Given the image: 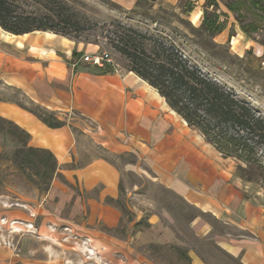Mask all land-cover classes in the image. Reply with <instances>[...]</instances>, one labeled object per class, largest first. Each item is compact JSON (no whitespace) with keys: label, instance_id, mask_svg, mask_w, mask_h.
Returning a JSON list of instances; mask_svg holds the SVG:
<instances>
[{"label":"crops","instance_id":"obj_1","mask_svg":"<svg viewBox=\"0 0 264 264\" xmlns=\"http://www.w3.org/2000/svg\"><path fill=\"white\" fill-rule=\"evenodd\" d=\"M0 31V84L64 122L49 128L14 103H0V116L25 130L29 145L50 151L59 165L46 195L47 201L58 196L53 211L0 204V218L35 227L34 234L0 232V264H95L50 226L89 237L110 264H158L130 244L142 233L119 239L96 226H118L120 212L106 199H117L120 171L106 157L89 158L86 142L110 157L134 156L139 162L127 163L126 171L147 162L153 180L198 213L190 220L197 238L214 241L239 264H264V188L238 177L233 160L189 128L155 89L122 68L105 73L83 62L84 55L96 53L90 45L55 34L48 39L43 32ZM73 52L82 55L72 59ZM59 177L82 194L98 193L78 196L70 213L61 216L70 199ZM188 256L191 264H203Z\"/></svg>","mask_w":264,"mask_h":264},{"label":"rangeland","instance_id":"obj_2","mask_svg":"<svg viewBox=\"0 0 264 264\" xmlns=\"http://www.w3.org/2000/svg\"><path fill=\"white\" fill-rule=\"evenodd\" d=\"M137 1L8 0L18 14L53 15V26L57 30H65L63 21L70 22V40L90 45L97 54H108L119 69L129 67L127 59L116 51L119 36L127 33L126 29L160 39L175 46L204 74L245 100L264 118V13L260 9L250 0H160L152 8L146 6L149 15L143 17L129 12ZM261 4L264 7V0ZM60 19L62 21L58 22ZM252 24L257 30H252ZM44 35L54 39L53 33L44 32ZM0 100L35 110V105L20 93L1 84ZM17 145L15 139L0 131V204L26 203L35 209L42 205L53 211L58 196L46 200L52 181L49 190L40 193L10 162ZM85 150L89 158L106 157L120 171L119 194L115 199L118 202L110 205L106 201L120 212L118 226L109 230L99 223L96 224L98 229L119 239L142 233L140 241L143 243L131 241L130 244L139 246V252L158 264H191L188 254L196 255L203 264H239L224 254L214 241L194 235L190 220L198 213L156 183L147 162L126 171L127 163H137L134 156L110 157L87 142ZM255 151L264 166V147L259 146ZM252 176L253 182L249 183L264 188V169L255 170ZM58 180L66 185L70 199L61 216L70 213L78 196L86 198L98 193L96 190L91 195L82 194L64 179L59 177ZM90 261L110 264L102 259Z\"/></svg>","mask_w":264,"mask_h":264},{"label":"trees","instance_id":"obj_3","mask_svg":"<svg viewBox=\"0 0 264 264\" xmlns=\"http://www.w3.org/2000/svg\"><path fill=\"white\" fill-rule=\"evenodd\" d=\"M159 1L138 0L129 12L148 17L146 6L152 8ZM250 2L264 13L261 0ZM53 17L48 14L43 17L18 14L8 0H0V29L10 35L50 32L70 39V22L63 21L65 30H57L53 26ZM252 25V30H257L256 25ZM126 32L120 34L116 44V51L129 63L126 70L155 89L168 107L189 128L198 131L222 158L233 159L238 177L246 182H253L252 175H255V170L264 169L261 157L255 151L259 146L264 147V118L245 100L204 74L175 46L160 39H151L131 28L126 29ZM81 55L73 52L72 59ZM94 67L101 72H112L107 66ZM4 102L7 101L0 100V103ZM15 105L34 115L49 128L55 129L64 125L53 113L38 106L32 110L26 106ZM0 131L10 135L18 143L10 156V162L19 174L33 183L40 193L47 192L59 168L54 155L48 150L30 146V135L1 116ZM106 201L110 205L118 202L113 199Z\"/></svg>","mask_w":264,"mask_h":264},{"label":"built area","instance_id":"obj_4","mask_svg":"<svg viewBox=\"0 0 264 264\" xmlns=\"http://www.w3.org/2000/svg\"><path fill=\"white\" fill-rule=\"evenodd\" d=\"M83 62L90 64L92 66H96L99 68H103L105 66L110 67L113 72H118L120 69L116 64L113 63L110 56L106 53L103 54H92L85 55L82 57ZM119 69V70H118ZM15 206H22L19 203H16ZM31 217L33 215L29 213ZM51 232L59 231L63 234L64 241H71L73 243V247L80 252V254L86 260L98 259L101 260L100 255L96 251V249L92 246V240L87 236L78 235L74 232L70 227H61L57 228L56 226L49 227ZM7 231L9 234H34L35 227L32 223L19 221V220H7L5 218H0V232ZM7 245H10L7 242H2Z\"/></svg>","mask_w":264,"mask_h":264}]
</instances>
